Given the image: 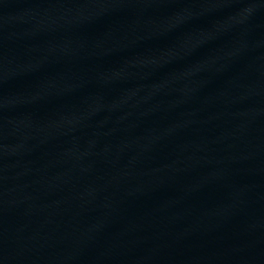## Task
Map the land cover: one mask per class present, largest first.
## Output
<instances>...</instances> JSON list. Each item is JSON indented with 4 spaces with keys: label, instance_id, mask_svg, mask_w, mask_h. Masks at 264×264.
Returning a JSON list of instances; mask_svg holds the SVG:
<instances>
[{
    "label": "water",
    "instance_id": "water-1",
    "mask_svg": "<svg viewBox=\"0 0 264 264\" xmlns=\"http://www.w3.org/2000/svg\"><path fill=\"white\" fill-rule=\"evenodd\" d=\"M0 264H264V0H0Z\"/></svg>",
    "mask_w": 264,
    "mask_h": 264
}]
</instances>
